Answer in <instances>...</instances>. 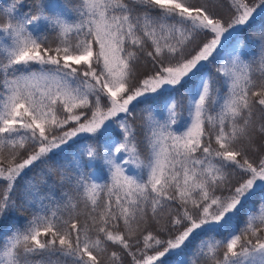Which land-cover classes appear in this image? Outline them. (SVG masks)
<instances>
[{
  "label": "snow or ice",
  "instance_id": "obj_1",
  "mask_svg": "<svg viewBox=\"0 0 264 264\" xmlns=\"http://www.w3.org/2000/svg\"><path fill=\"white\" fill-rule=\"evenodd\" d=\"M0 264H264V0H0Z\"/></svg>",
  "mask_w": 264,
  "mask_h": 264
}]
</instances>
